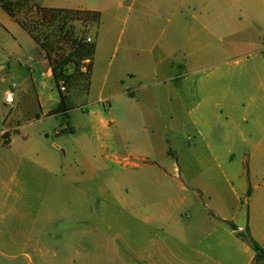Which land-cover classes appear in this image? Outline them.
Returning <instances> with one entry per match:
<instances>
[{"label": "rangeland", "instance_id": "obj_1", "mask_svg": "<svg viewBox=\"0 0 264 264\" xmlns=\"http://www.w3.org/2000/svg\"><path fill=\"white\" fill-rule=\"evenodd\" d=\"M1 1L0 36L17 38L25 46L26 58L21 67L15 61L11 65L6 62L7 70H0V264L134 262L131 249L142 245L135 242L136 230L129 214L139 197L138 186L133 182L143 180L145 173L128 169L127 158L148 154L151 162L162 164L169 174L183 178L181 170L186 158L193 161L198 156L182 151L194 143L195 135L190 126L180 130L176 123L177 119L189 121L187 111L176 104L180 96L189 103L197 102L198 86L226 65L238 74L246 68L264 70L261 28L219 42L220 48L229 50L225 57L228 62L224 64L207 67L214 60H189L191 67L173 69L171 64H185L188 60L182 55H171V49L194 36H207L205 26L226 33L232 23L245 24L249 12L243 5L259 6L260 0H210L211 6L190 7L183 13V21L172 22L163 0H33L41 7L95 10L101 14L98 28L74 25L78 35L85 34L99 45L95 57L98 74L89 88L76 75L75 66H69L63 78L66 92L62 94L55 83L47 82L48 92L57 97L63 95L68 116L45 117L43 122L25 126L17 134L11 132V146L2 135L12 127L5 92L13 91L18 97L21 84L39 73L31 60L36 44L21 28V34L5 31L3 26L11 19L2 10ZM237 3L242 7H236ZM149 5L152 11L146 9ZM19 18L28 23L37 21L27 8ZM12 24L16 26L14 21ZM133 39L137 43L132 44ZM145 57L149 59L146 65ZM160 61L163 66H159ZM88 64L89 61L80 64L79 73H87ZM119 68H123V76L115 82ZM107 70L111 71L109 81L114 86H103ZM133 75L136 80H131ZM28 101L34 104L32 97ZM32 116V112L28 113L23 120ZM58 131L62 134L57 135ZM25 136L30 138L29 147L53 155L56 172L33 168L27 161H15L18 158L10 147H24ZM161 138L172 147L160 152ZM239 165L243 166L240 161ZM147 174L159 179L154 170ZM148 192L147 185L141 188L140 195L147 199ZM147 205L145 200L141 207L145 209ZM178 212L184 213L185 209ZM122 214L123 220L116 219ZM231 216L230 224L239 231L237 224L247 221L244 213L233 212ZM235 253L241 262L240 253Z\"/></svg>", "mask_w": 264, "mask_h": 264}, {"label": "crops", "instance_id": "obj_2", "mask_svg": "<svg viewBox=\"0 0 264 264\" xmlns=\"http://www.w3.org/2000/svg\"><path fill=\"white\" fill-rule=\"evenodd\" d=\"M209 1L162 2L171 14L169 22H172L183 21V13L190 7L211 6ZM243 6L245 11L251 13H248L249 16L247 14L245 24L232 23L226 27V33L220 32V28L209 29L205 26L207 36H194L171 49V55H182L188 60L185 64L173 63L172 68H189V60H214L207 67L214 63H227L225 57L229 55V50L220 48L217 45L219 42L225 37L236 38L247 35L248 32L251 34L250 30L257 32L258 28L264 31V0L259 1V6ZM236 7L242 6L237 3ZM146 9L153 10L150 5ZM7 16L10 18L8 14ZM10 19L3 26L5 31L21 34L18 28L22 27ZM143 41L146 43L147 39ZM33 42L36 44L34 40ZM132 42L137 43L134 39ZM95 45L97 57L100 48L98 44ZM32 52L31 60L39 75L31 76L28 81L23 82L14 104L8 105L12 127L3 131L2 135L6 137L9 146L14 142L10 137L11 132L17 134L25 126L43 122L45 117L52 119L60 115L68 116L69 112L66 103L65 106L62 104L63 95L57 97L48 92L47 82H55L46 53L38 44ZM95 57L92 60L89 88H92L98 74ZM24 58L25 46L17 38L0 36L1 71H6L7 63L11 65L14 61L21 67ZM144 63H149L148 57H145ZM163 65L164 62L160 61L159 66ZM119 69L115 82H119L123 76V68ZM31 73L35 72L31 70ZM110 74L111 71L107 70L104 87L115 85L109 81ZM136 78L133 75L131 80ZM196 93L197 102L189 103L180 96L176 103L189 114L188 122L183 123L184 119H177V125L180 130L190 126L195 135L194 143L185 146L182 151L186 155L192 152L198 156L193 161L186 158L181 170L184 172L183 178L169 174L166 166L151 162L148 154L130 156L126 160L128 169L144 172L145 177L133 182L134 186H138L139 197L133 202L132 212L129 214L136 230L135 242H140L142 246L131 249L134 262L124 261L123 264H254V251L230 227L233 212L244 213L247 219L244 224H237L239 231L242 233L249 230L253 239L264 248V70L246 68L240 69L238 74L235 68L226 65L203 80ZM30 97L34 101L32 105V101H28ZM190 107L192 110L189 111ZM31 112L33 116L23 120V116ZM21 121L26 122L21 125ZM61 134L57 132V135ZM29 139V136L23 138L25 146L21 149L10 147L11 153L18 158L15 161H27L33 168L56 172L58 166L53 155L29 147ZM160 140V152L172 147L164 138ZM151 170L159 174V179H152L147 174ZM147 185L149 195L145 199L140 194L141 188ZM142 200L148 202L145 209L141 207ZM180 209H185V212L179 213ZM205 209L207 211L203 212ZM118 216L120 217L116 219H124V214ZM140 226L142 227L139 228ZM117 237L123 238L122 235ZM236 251L240 253L241 262L236 257Z\"/></svg>", "mask_w": 264, "mask_h": 264}, {"label": "trees", "instance_id": "obj_3", "mask_svg": "<svg viewBox=\"0 0 264 264\" xmlns=\"http://www.w3.org/2000/svg\"><path fill=\"white\" fill-rule=\"evenodd\" d=\"M1 8L15 20L46 53L52 68L54 82L58 88L63 85L64 74L69 66H75V73L90 86L92 60L96 54L95 43H88L85 34L78 35L75 24L83 27H99L101 14L84 10L47 9L33 3V0H2ZM27 8L35 14L37 21L28 23L19 18ZM89 61L87 73H79L78 66ZM65 106V99L62 98ZM65 108V107H64ZM236 236L246 243L255 253L254 264H264V248L256 242L250 232L241 233L230 224Z\"/></svg>", "mask_w": 264, "mask_h": 264}, {"label": "built area", "instance_id": "obj_4", "mask_svg": "<svg viewBox=\"0 0 264 264\" xmlns=\"http://www.w3.org/2000/svg\"><path fill=\"white\" fill-rule=\"evenodd\" d=\"M87 42L88 43H93V40L91 38H88L87 39ZM60 90L62 93H65L66 92V89L63 85H61L60 87ZM14 101H15V94L13 91H8L6 94H5V102L7 105H13L14 104Z\"/></svg>", "mask_w": 264, "mask_h": 264}]
</instances>
